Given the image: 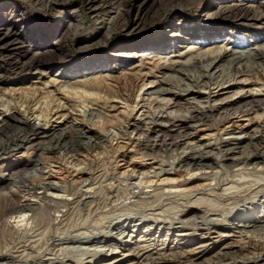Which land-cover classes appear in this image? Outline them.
Masks as SVG:
<instances>
[{
	"label": "rangeland",
	"instance_id": "obj_1",
	"mask_svg": "<svg viewBox=\"0 0 264 264\" xmlns=\"http://www.w3.org/2000/svg\"><path fill=\"white\" fill-rule=\"evenodd\" d=\"M238 1L248 7L253 6L254 11L261 8L264 14V0H104L102 6L107 9L106 13L113 16L117 11L123 13L128 25L111 32L110 39H101L99 31L89 30L92 19L84 0H56L48 5L43 0H0V126L2 120L10 122L17 118L42 131L73 126L99 136L105 135L104 131L116 136L115 139H108L100 150L82 152L70 159V155L63 157L58 153L41 156L44 170L41 175L34 176V180L42 178L63 189L19 193L15 186H10L5 191L0 190V199L10 198L13 193L19 203H40L39 199L45 196L50 200L63 201L66 205L58 210L59 213L50 211L52 222L33 230L28 225L25 232L24 227L21 228L19 241L8 239L0 247V259L13 258L33 264L40 261L121 264L129 259L127 252L141 248L149 251L150 260H156L165 252L166 255L169 252L178 255L207 247L204 257L193 259L195 264H202V261L211 259L224 249L234 252L243 247L251 253L253 245L258 246L257 252L264 254V238L248 244V240L242 241L234 229L249 220V216L264 215V164L237 166L231 170L220 167L204 176L184 169L166 174L159 171L171 161L163 163L150 157L134 156V146L128 140L132 136H121L114 128L136 119L142 120L147 113L167 116L172 124L176 116L185 114V109L194 106L206 109L264 94V70L259 75H237L230 83V89L219 91L220 88L216 89L213 85L209 89L192 88L194 95L191 96L196 99H190L188 105L180 98H157L147 94L162 80L163 75H169L155 68V63L183 65L199 62L201 65L203 60L221 56L234 47L264 48V38L260 39L264 37V26L258 30L241 26V17L237 15L228 14L230 17L223 19L227 15L225 8L239 4ZM75 10L83 16V21L61 49L66 58L55 55L53 60L41 64L38 73L35 69L20 72L10 67L30 60L33 55L56 52L59 49L56 38L70 28V24L73 26L79 22L73 14ZM107 14H102L104 22L108 19ZM215 18L219 20H213ZM139 20L138 29L131 32L136 34L134 40L138 47L133 48L129 57L122 53V47L126 44L128 28ZM235 24L238 27H234ZM188 31H194L191 40L183 38ZM88 45H92V52L82 56L80 48ZM146 49H149L145 53L147 56L137 58ZM107 56L113 57L107 65L84 71V75L68 76L73 73L74 59L79 60L77 65H80ZM63 66L62 72L59 68ZM126 81L129 84L124 88ZM67 82L99 83V89L85 96L79 93L81 88L65 87L63 84ZM46 104H49L48 107ZM88 111L101 114V118L91 123L86 121L83 113ZM209 119L205 128L195 131L189 138H182L181 148L185 150L178 151L180 156L187 154L190 151L188 148L203 144L209 146L204 150L209 152L208 157L219 158V161V152L236 147L234 158H237L238 150L246 144L245 139L264 138V106L231 111L228 118L221 122L216 121L217 117ZM235 137L238 139L232 140ZM32 157L30 151L17 150L11 154V161L4 163L0 169V176L6 174L4 170L10 165L29 162ZM84 180L90 184L79 187L78 183ZM81 190L89 193L88 197H93L85 207L78 205V199L73 196ZM143 192L145 194L141 198L132 195ZM188 211L197 212V222L203 216L225 217L227 221L220 225L225 229L233 228L234 233L220 230L223 234L220 238L218 234L195 231L191 224L183 226L181 223L185 222L179 217ZM29 215L25 214L24 219ZM2 221L5 229L14 227L19 215L5 217ZM111 224L122 226L125 236L115 237L116 231L110 228ZM149 228L151 231L146 232ZM182 229L183 232H180ZM191 235L194 237L189 238ZM92 236L101 237L103 241L106 239L112 246L121 245L115 258L111 254L92 257V253L87 252L85 255L83 246L74 251H70L72 246L69 245L57 246L69 240ZM185 237L188 238L183 240ZM245 255L248 256L247 253Z\"/></svg>",
	"mask_w": 264,
	"mask_h": 264
},
{
	"label": "bare ground",
	"instance_id": "obj_2",
	"mask_svg": "<svg viewBox=\"0 0 264 264\" xmlns=\"http://www.w3.org/2000/svg\"><path fill=\"white\" fill-rule=\"evenodd\" d=\"M43 1L47 3L46 5H48L55 2L56 0H43ZM103 1L104 0H84L87 7V13H89L92 19L91 22L92 26L90 27L89 30L91 32L99 31L100 38L107 39L110 37L111 32H113L117 28L126 27V25H128L127 24L128 19H125L124 18L125 16L122 15L123 13L121 14L119 11H117L116 13L114 12L115 14L114 16L112 13H111L112 15L110 13L107 14L106 13L107 9L103 8L104 6ZM238 3L239 4L236 3L232 7H228V6H227L228 8L224 7L226 9L227 15H225L223 19L229 18L230 15L228 16V14L237 15L241 17L240 19L241 21L239 20L241 22L240 24L241 26L251 27L253 30L254 27L258 30L259 28H262L264 26V14L261 11V8L258 9L260 11H254L252 5H251L252 7H248L246 5L240 4V1H238ZM110 11H112V8H110ZM103 13L104 16L105 14H107L106 16L108 17V19H105L107 20L106 22L101 20V18H103L102 15ZM73 14L78 17L79 22L72 24L73 26H70L71 25L70 24L69 25L70 28H66L65 31L62 32L63 34L61 33L56 38L58 47L60 49V50L59 49L56 50L57 53L55 51L52 53L43 52L41 54L33 55V57L26 62H22L20 64L16 63L10 67L20 72L25 70L35 69L36 72L38 73L37 70L40 69L41 64L53 60L56 56H60V57L65 56L66 58L67 57L66 53H64V51H62L61 49L68 43L70 36L76 33L77 28H80L82 26V21H83V16L79 14L77 11L74 12ZM213 20L218 21L219 19L215 18ZM139 22L140 20L138 21V23L132 25V27H130V29L128 28L127 30L126 33L127 39H125L126 41H124V43L126 44H124L125 46L122 47L123 48L122 53L126 56L129 55L130 57V54L133 53V48L135 49L136 47H138V45H135V43L137 42L134 40L136 34L131 32L132 31L135 32L138 29L137 27H139L138 26ZM98 25L100 28L97 29ZM234 27H238V25L235 24ZM193 32L188 31L183 35V38H185V40L193 39L194 38ZM222 32L223 31H221L220 33ZM46 34H49V32H47ZM203 35L205 36L206 34L203 33ZM215 38L216 35L213 37V39ZM262 38L264 37H260V39ZM154 46H156V44H154ZM91 47L92 45H88L80 48V50H83L82 56L91 53L92 52ZM11 50L14 51L15 49H11ZM147 50L149 51V49L141 51L140 53L142 54H140V56L137 55L138 57L137 56L136 57L139 59H141V57L143 56L146 57L147 54L145 53ZM112 58L107 56L102 59L99 58L91 59L90 62L86 61L89 59L88 58L85 60L86 62H82L80 63V65H77L78 64L77 62H79V60L74 59L75 66H73V68L71 69L73 73L68 74V76H77L79 74L84 75L86 74L84 71L101 67L103 66V64L107 65V62H110V59ZM155 68L162 71V73L167 72L169 73V75L167 74L163 75L162 80L158 82V84L155 87H153V89L150 90V92H148L147 94L149 96L155 95L157 96V98L159 97L180 98L183 99L185 103L188 105L190 99L192 100L196 99L195 96H191L194 95L192 93V88L202 87L203 89H209V86L213 85L216 86V89L220 88L219 91H221L224 89H230V87L232 86L230 85V83L235 80V77L237 75H245V76H248L249 74L259 75L260 74L259 72L264 70V48L256 47V48L241 49L239 47H234L232 48L231 51L225 52L221 56H215L213 58H208L206 60H203L201 62V65L199 62H194L192 64H183V65H174V64L160 65L158 63H155ZM63 69L64 66L59 68V70L61 71ZM81 71H83V73ZM65 79L69 80L68 77H65ZM128 84L129 83L127 82L124 85V88H126ZM63 85L65 87L74 88L76 90L81 88L82 92H79V90L78 92L81 93V95L85 94V96L86 95L89 96L91 95L92 91H97L99 89L98 88L99 83L69 84L67 82L64 83ZM224 85H226L225 88ZM250 106L252 107L264 106V94L251 95L247 99L244 100L240 99L238 102L235 103H225L221 106H216V107L213 106V107H208L206 109L202 107L194 106L190 109H185V114L176 116L174 118L176 121L174 123L172 122V124H171V120L167 116L164 117L162 114L159 115V113L158 114L147 113V115L144 116L142 120L136 119L133 122H128L126 124H122L114 128H116L117 131L116 133H118L121 136H128V135L132 136V139L128 138V140L134 146V156H140L141 158L150 157V159L152 158V159L160 160L163 163L171 161L169 162L170 164L166 166V168L160 167L161 169L159 172L167 174L169 172L172 173L180 172V170L184 169L189 172L199 173V175L204 176L205 174L211 173L212 171L220 167L226 170H231L232 168L237 166H243V167L248 165L259 166L264 164V138L261 137L260 138L249 137L245 139L246 144L244 147H240L242 149L238 150L237 158H234V155L236 153L235 151L237 149L236 147L219 152L218 153V155H220L219 161H218L219 158H215V157L213 158L212 156L208 157L209 152H205L204 150L207 149L209 146L203 144L188 148L190 151L184 156L182 155L180 156V154L178 153L179 150H185L181 148L182 138H189V136L193 134L195 131L200 130L201 128H205L209 124V122L206 121L207 119L212 117L213 118L217 117L216 121L221 122L228 118L231 111L237 112L242 109H247ZM100 116L101 114L99 113L94 114L93 112H89V111L83 113L84 119L90 123L93 122V120L96 118L98 119L101 118ZM104 134L105 135L103 136H99L97 134L95 135L93 133L91 134L83 128L82 129L77 127L75 128L73 126L42 131L38 129L35 125L24 122L21 119L14 118L10 122L6 120H2L0 126V169H2L4 163H9L11 161L10 160L11 154L16 152L17 150H25L26 152L30 151V154H33V157L32 160L29 162L25 161L22 163H16L14 165H10V167L8 168H5L4 171L6 174L4 176H0V190L5 191L10 186L13 187L15 186L17 190L20 191L19 193H30L35 190L47 192L57 189H63V187L57 186L56 184H53L42 178L39 181L34 180V176L41 175L44 170L45 163L44 162L42 163L43 160L41 156L47 153H51V154L58 153L61 154L63 157H68L70 155L68 157L70 159L82 152H88V151L96 152L97 150H100L105 146L108 139L112 140L115 139L116 137V136L113 137L111 133L109 134L108 132L105 131ZM68 135H70L69 139H68ZM237 139L235 137L232 140L236 141ZM182 153L184 154L185 152ZM81 170L82 169H80V172ZM88 184H90L88 183V180H84L79 182L78 186L84 188L87 187ZM88 194L89 193L83 192L81 190L75 192L73 196L75 197V199L76 198L78 199L79 201L77 202L78 205L80 206L82 205L85 207L87 204H89V201H92L90 199L93 198V197H88ZM144 194L145 193L143 192L135 196V194L132 193L134 198H141V196H143ZM16 199H17L16 194L13 193L10 194V198L2 197L0 199V247L4 245L3 243H5L8 239L17 241L18 240L17 238L20 235L19 232H21L20 229L23 227H24L23 229L24 231L26 230L28 225H30L32 226L30 227L31 230H33V229H37L43 224L52 222V219L50 217V211L58 212V210L61 207L65 208L66 206L63 201L50 200L45 198V196H42L39 199L40 203L38 202L31 203L28 201L19 203L15 201ZM263 212H264V208L262 210V213ZM27 213L28 215L29 214L30 215L27 216V219H24V216ZM13 215H19V221L16 222V226L10 228L7 227V229H5V225L2 221L3 218L12 217ZM196 215L197 212L193 213V211H188L186 214H183L181 217H179V220L185 222V223H181L183 224V226L184 224H191L193 226V230L195 231H206L208 233L210 232V234H218V237L220 238L223 237V234H220L219 231L225 229L223 225H220L221 222L227 221L225 217L223 219H219L220 216L219 217L214 215L213 217L203 216L201 220L197 222ZM110 228L114 230V232L116 231L114 236L116 235L117 238L118 237L122 238L123 236H125V232H123L122 226L120 227L118 226V224H111ZM226 229L223 232H227L230 230L231 233H234L233 232L234 230H231L233 228H229L227 230ZM234 229L237 231L236 234L239 235V238H241L242 241L248 240L247 241L248 244L252 240L253 242L254 240H256L255 242H257L262 238H264V215H260L258 217L255 216L253 218H250L249 216V220L246 219V221L243 222V224H238ZM183 230L184 229H182V231L180 232H183ZM145 231L149 232L151 231V229L149 228L148 230ZM133 232H135L134 229ZM188 237L192 238L194 236L191 235ZM188 237L182 239L185 240ZM105 240L104 241L101 240V237L92 236V238L88 237V239L86 238V239L72 240V241L69 240L63 243H59L57 246L59 247L60 245L72 246L70 251L76 250L77 248H79L78 246L80 247L83 246L85 250L84 252H86L85 255L87 254V252L92 253L91 254L92 257H97V255H99L100 257L107 256L108 254L114 256L115 254H117L119 249L121 248V245L116 244V246H112ZM55 245L56 244H54V246ZM91 247L93 248L91 249ZM252 248L253 249L250 250L252 251L251 253H248L243 247H238V249H236V251L234 252L224 249L225 251L218 252L211 259H208L207 261L206 260L202 261V264H264V254L261 255L260 252H257L259 251L258 246L253 245ZM144 250H146V248L145 249L141 248L138 251L135 250L136 252L132 250L127 252L128 253L127 256L129 255L130 257L129 259H127V261L121 262V264H195L193 259L195 258L199 259L204 257L207 247H204L197 252L191 250L189 252H183L178 255L171 252H169V254L166 255L165 252V254H163L162 257L156 260L154 259L150 260L149 258L151 254L147 250H146L147 252H144ZM245 253H247L248 256L246 255L244 256ZM249 255H251V257H249ZM113 258H115V256ZM10 259L11 258H2L0 259V264H33L30 262L27 263L25 261L22 262L21 260L16 261L15 259L14 261L13 258L12 260ZM34 264H55V263H49V261L48 262L40 261V263L34 262Z\"/></svg>",
	"mask_w": 264,
	"mask_h": 264
}]
</instances>
